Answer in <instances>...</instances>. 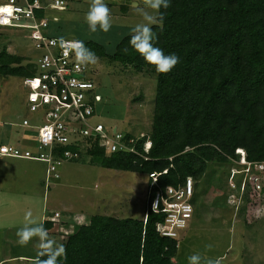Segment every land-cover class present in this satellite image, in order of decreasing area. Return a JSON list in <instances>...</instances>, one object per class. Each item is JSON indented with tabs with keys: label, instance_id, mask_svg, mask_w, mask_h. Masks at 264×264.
I'll use <instances>...</instances> for the list:
<instances>
[{
	"label": "trees",
	"instance_id": "obj_1",
	"mask_svg": "<svg viewBox=\"0 0 264 264\" xmlns=\"http://www.w3.org/2000/svg\"><path fill=\"white\" fill-rule=\"evenodd\" d=\"M161 12L163 23L153 26L154 46L180 61L167 74L158 73L130 47L132 33L121 38L112 54L101 44L84 42L99 60L156 77L150 132L141 137L121 133L122 142L136 152H108L86 139L79 143L81 148L59 147L56 153L63 158L66 150L80 157L84 152L90 165L147 175L144 215L92 216L65 238L66 258L59 264H174L180 233L170 238L156 232L162 217L147 210L155 192L182 186L187 178L194 180L196 189L201 179L210 177L209 165H216L226 169L224 190L229 193L227 171L238 159L237 149L245 151L249 162H264V0H170V7ZM35 74L33 60L10 54L5 47L0 51V77L25 79ZM147 141L151 146L146 153ZM150 174H159L158 188L149 189ZM228 196L223 197V207L238 214L253 202L247 192L239 204H229ZM54 214L43 223L48 231L54 228L53 235Z\"/></svg>",
	"mask_w": 264,
	"mask_h": 264
},
{
	"label": "rangeland",
	"instance_id": "obj_2",
	"mask_svg": "<svg viewBox=\"0 0 264 264\" xmlns=\"http://www.w3.org/2000/svg\"><path fill=\"white\" fill-rule=\"evenodd\" d=\"M104 2L113 20L107 33L99 29L91 32L88 28L85 17L91 0H65L63 11L46 10L47 33L70 40L93 41L112 54L121 38L131 34L134 25L142 21L133 7L142 6V0ZM124 5L127 9L123 12ZM4 47L8 53L27 60H34L36 54L26 30L0 27V51ZM89 66L92 72L88 75L93 78L96 94L102 98L95 104L91 122H99L108 129L117 128L119 133L133 137L147 135L152 122L155 75L138 73L107 60ZM23 81L17 77H0V143L13 144L22 152L38 155L36 130L21 127L23 118L35 126L40 120L38 114L27 110L29 95ZM80 158L77 162H62L58 168L61 178L52 180L46 189L45 163L0 157V264H35L36 241L20 246L16 236L27 222L28 212L32 214L30 219L39 223L42 215L46 217L55 210L62 212L64 221L82 213L87 221L95 215L143 217L148 196L147 175L90 165V157L84 152ZM207 173L210 177L206 175L197 183L192 218L177 238L174 264H188L193 253H205L206 244L213 245L206 255L219 258L221 264H264V199H257L239 214L235 213L232 208L223 207V197L229 194L224 190L226 169L209 165ZM65 225L51 236L58 244H63L79 226Z\"/></svg>",
	"mask_w": 264,
	"mask_h": 264
},
{
	"label": "built area",
	"instance_id": "obj_3",
	"mask_svg": "<svg viewBox=\"0 0 264 264\" xmlns=\"http://www.w3.org/2000/svg\"><path fill=\"white\" fill-rule=\"evenodd\" d=\"M2 8L8 11H1ZM48 9L63 11L65 0H0V27L26 30L34 43L36 74L25 78L23 85L29 95L28 112L40 117L36 121L38 126L33 125L28 118L21 120V127L36 130L38 155H32L29 151L22 152L11 145H0V157L45 163L46 189L52 180L60 178L58 168L62 162L79 157L78 152L66 150L63 158H58L56 153L59 147L75 145L81 148L79 143L88 139L97 141L108 152H136L133 146L122 142V134L117 128L108 129L99 122H91L95 104L102 101L95 92L93 78L88 75L92 69L90 66L82 67L74 53H66L59 43L63 39L67 46L74 40L47 33L49 22L45 12ZM133 142L129 141L130 144ZM150 146V141H147L143 146L144 152L147 153ZM235 154L238 159L232 160L227 171L228 203L239 204L246 192L253 202L263 199L264 162H249L242 149H237ZM158 176L149 175V189L158 188ZM195 193L192 178H187L185 184L177 188L168 186L155 192L147 210L162 217V221L155 224L157 233L175 238L187 227L194 211L192 199ZM58 217L59 214L55 213L52 221Z\"/></svg>",
	"mask_w": 264,
	"mask_h": 264
},
{
	"label": "clouds",
	"instance_id": "obj_4",
	"mask_svg": "<svg viewBox=\"0 0 264 264\" xmlns=\"http://www.w3.org/2000/svg\"><path fill=\"white\" fill-rule=\"evenodd\" d=\"M133 7L136 8L142 21L136 23L132 28L129 39L130 47L158 73L171 72L180 62L179 57L176 54H165L163 49L154 46L153 43L156 39L153 26L163 23L164 15L161 9L169 8L170 0H142V6L133 5ZM85 19L91 32H96L99 29L107 33L113 23L111 11L104 0H91ZM59 43L66 53H74L76 61L82 67L96 65L99 62V56L81 40L71 41L67 46L63 39ZM31 215V212L26 213L27 222L16 233L18 245L27 246L35 240V247L38 250L35 264H59L61 258H66L65 246L58 244L42 223L30 219ZM212 248V244H206L205 253H193L188 257V264H221L219 258L206 255V252L211 251Z\"/></svg>",
	"mask_w": 264,
	"mask_h": 264
},
{
	"label": "crops",
	"instance_id": "obj_5",
	"mask_svg": "<svg viewBox=\"0 0 264 264\" xmlns=\"http://www.w3.org/2000/svg\"><path fill=\"white\" fill-rule=\"evenodd\" d=\"M26 129H28V128H26ZM0 145H7V144H3L2 142L0 143ZM11 146H13V144H11ZM19 146V145H18ZM14 147H16L17 148V146H15L14 145ZM19 149V148H18ZM22 150V149H21ZM27 160V159H26ZM32 161V160H31ZM38 162V161H37ZM29 175V174H28ZM27 175V176H28ZM27 176H26V178H27ZM44 177H45V175H44ZM61 178V177H60ZM59 178V179H60ZM52 187V186H51ZM44 202V201H43ZM54 213H58L59 214V217L58 218H56V219H54V223H55V227H56V229L58 228V227H60V226H63V225H65V227L66 226H69V228H74V227H76L77 225H80V224H82V223H85V222H87V220L86 219H84L83 218V213L81 214V216H79L78 217V215L76 214V215H74V217L72 218V219H69V220H67V221H64L63 220V214H62V212H59L58 210H55L53 213H50V215L51 216H53V214ZM45 219V216H43L42 215V217H41V223L43 224L44 223V220ZM137 219V218H136ZM140 219V218H139ZM58 222H61V225H59V223ZM81 222V223H80ZM52 231H54V228H52V230L51 231H49V234H50V236H54L51 232ZM36 260V258H34V261Z\"/></svg>",
	"mask_w": 264,
	"mask_h": 264
},
{
	"label": "bare ground",
	"instance_id": "obj_6",
	"mask_svg": "<svg viewBox=\"0 0 264 264\" xmlns=\"http://www.w3.org/2000/svg\"><path fill=\"white\" fill-rule=\"evenodd\" d=\"M2 10H5V11H6V9H4V8H2L1 11H2ZM7 11H8V10H7Z\"/></svg>",
	"mask_w": 264,
	"mask_h": 264
},
{
	"label": "snow or ice",
	"instance_id": "obj_7",
	"mask_svg": "<svg viewBox=\"0 0 264 264\" xmlns=\"http://www.w3.org/2000/svg\"><path fill=\"white\" fill-rule=\"evenodd\" d=\"M7 11V10H6Z\"/></svg>",
	"mask_w": 264,
	"mask_h": 264
}]
</instances>
